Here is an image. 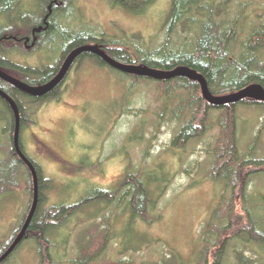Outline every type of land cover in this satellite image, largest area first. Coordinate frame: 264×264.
Listing matches in <instances>:
<instances>
[{
  "label": "rangeland",
  "instance_id": "1",
  "mask_svg": "<svg viewBox=\"0 0 264 264\" xmlns=\"http://www.w3.org/2000/svg\"><path fill=\"white\" fill-rule=\"evenodd\" d=\"M139 1L132 0V3ZM41 2L21 0L17 11L11 14L17 25L28 29L34 24L42 12ZM149 4L142 11L131 12L112 4L111 0H77V17L63 18V23L70 31L87 27L106 39L130 40L137 46L145 44L153 48L163 38L170 0H150ZM22 29L13 33H25ZM65 46L59 41H48L28 51L8 46L5 47L8 53L4 51L2 55L18 67L26 65L29 71L41 72L54 67ZM7 72L18 80L24 76L37 81L40 76L38 72L26 74L19 69ZM64 82L58 99L47 102L37 101L18 90L22 120H25L19 133L22 148L36 163L42 177L50 181V187L43 192L42 208L70 206L97 192L115 191L119 182L140 169V165L146 167L142 169L145 172L152 170L156 178H146L143 173L141 179L145 186L157 192L165 187V192L155 209L157 219L151 223L133 217L128 208L106 205L102 198L89 202L71 214L64 225L47 234L51 260L67 264L78 254L79 234L89 236L95 224H101L102 231L106 227L104 222L108 221L112 236L101 247L102 263L95 264H148L172 253L182 264L192 263L200 229L222 189L219 182L206 177L211 161L207 150L218 130H210L199 141H190L184 147H170L179 124L170 119L169 111L157 124L162 86L152 79L132 81L125 73L100 65L94 57L78 60L77 69H72ZM235 114L239 150L250 147L252 136L258 133L257 155L264 156V107L238 106ZM29 120L34 122L31 127L27 124ZM12 124L11 110L0 101L1 149L8 145L13 149ZM33 136L46 143L62 144L65 161L41 156ZM23 182L20 181L13 193L0 195V240L9 237L28 201ZM251 188L264 193V173L254 179ZM96 238L90 241L92 252L101 245ZM44 248L42 245L41 258L35 241L25 240L9 264H39L40 260L46 264L49 259Z\"/></svg>",
  "mask_w": 264,
  "mask_h": 264
},
{
  "label": "trees",
  "instance_id": "2",
  "mask_svg": "<svg viewBox=\"0 0 264 264\" xmlns=\"http://www.w3.org/2000/svg\"><path fill=\"white\" fill-rule=\"evenodd\" d=\"M19 1L21 2L0 0V15L16 11ZM111 1L112 4L131 12L142 11L150 3V0H140L138 4H133L132 0ZM163 24V38L153 48H148L145 44L143 47L137 46L130 40L124 42L116 38L106 39L87 27L70 35L59 32L60 43L67 44L63 54L75 46L93 44L124 64L160 70L185 66L203 76L212 95L229 94L256 84L264 88V0H170ZM3 33L0 28V35ZM54 42L52 38L51 43ZM87 57H94L97 63L105 65L90 53L80 55L78 60L82 61ZM55 71L56 68L43 69L41 72L31 70L29 72L40 73L37 81H31L24 76L19 80L32 86L42 84L50 80ZM126 76L132 81L148 79L131 74ZM155 81L162 86V104L157 124L163 120L166 111L171 114L170 119L179 124L170 147H184L190 141H199L210 130H218L213 144L208 145L207 154L211 161L206 177L219 182L222 189L218 201L209 211L200 229L198 248L196 247L190 264H264V193L251 188L254 179L264 173V156L257 155L258 133L252 136L253 143L250 147L242 152L239 150L235 114L238 106L263 108L264 102L243 99L232 105L212 106L202 98L196 81L183 77ZM0 89L16 102L22 120L19 91L5 82L0 84ZM51 94L53 92L34 98L40 102L43 99H58L59 93L49 96ZM0 101L8 106L1 98ZM172 104L174 105L170 107ZM10 139L12 140V135ZM0 151V195L13 193L20 186L21 180L25 181L23 184L28 192L24 211L18 214L9 237L0 240L1 253L17 234L28 213L32 199V180L25 163L10 145L6 149L0 148ZM27 159L36 170L38 202L22 242L28 239L35 241L36 251L41 254V258V246L44 245L45 257L49 259L46 264H60L52 261L49 256L46 238L49 231L64 225L71 214L95 199L102 198L106 205L128 208L133 217H139L146 223L157 219L155 209L165 187L158 192L146 187L141 179L143 173L146 178H156L152 170L143 171L146 167L142 165L140 169H135L134 173L124 177L115 191L97 192L94 196L70 206L43 209V192L46 187H50V181L42 177L32 159ZM104 224L106 227L102 231L99 230L101 224H95L91 226V233L88 230L89 236H85L83 232L79 234L76 242L78 254L67 264H95L101 260V247L112 236L108 221ZM84 238L89 240L83 242ZM95 238L100 240L101 245L97 251L92 252L90 241L93 242ZM20 244L1 264L12 261ZM43 263L40 260L39 264ZM148 264L182 263L172 253L160 261Z\"/></svg>",
  "mask_w": 264,
  "mask_h": 264
},
{
  "label": "water",
  "instance_id": "3",
  "mask_svg": "<svg viewBox=\"0 0 264 264\" xmlns=\"http://www.w3.org/2000/svg\"><path fill=\"white\" fill-rule=\"evenodd\" d=\"M38 29H36L37 31ZM84 53H90L99 58L104 64L113 69L139 77H145L152 80L162 81L175 77H183L192 81H196L199 85L202 98L212 106L232 105L243 99H251L254 101L264 102V88L259 85H249L236 92L224 95H212L207 88L206 82L202 75L185 66H177L170 70L154 69L147 66L124 64L111 58L107 53L96 45L86 44L73 49L64 59L57 73L47 82L39 85H28L11 75L0 71V79L9 83L11 86L32 97H41L55 89L63 80L69 67L73 61ZM0 98L9 106L13 116L12 146L17 156L25 163L28 168L32 180V199L28 213L17 234L11 240L10 244L4 251L0 253V264L3 263L9 255L18 247L25 237L29 222L35 211L38 202V182L36 170L33 164L23 154L19 146V128H20V112L16 102L5 92L0 89Z\"/></svg>",
  "mask_w": 264,
  "mask_h": 264
},
{
  "label": "flooded vegetation",
  "instance_id": "4",
  "mask_svg": "<svg viewBox=\"0 0 264 264\" xmlns=\"http://www.w3.org/2000/svg\"><path fill=\"white\" fill-rule=\"evenodd\" d=\"M20 2V1H19ZM18 2V5H19ZM41 7H42V12L38 16L36 22L32 24L28 29H26L22 25H17V22L15 21L16 19L11 16V14L14 13H8V14H1L0 15V28H2V32H4L2 35H0V71L8 74L7 71H16L17 69L19 70H24L25 72L29 73V67L28 66H23V67H18L17 65L12 64L7 57H4L2 54L8 53L6 52L5 47L12 48H19L23 49L25 51H28L35 46H40L44 45L48 41H51L53 38L54 41H59L61 42L59 32L66 33L70 35L71 33H77V29L74 30H69L67 26L64 25L63 20L65 18H72V17H77V0H42L41 2ZM17 9V8H16ZM17 11V10H16ZM64 18V19H63ZM19 28H23L22 30H25V33L21 34H14V30H17ZM36 29H38L36 31ZM47 29L51 31H47ZM7 32V33H6ZM56 32V35L52 36V33ZM6 33V34H5ZM5 44V46H3ZM9 44V45H8ZM77 48V46L73 47L72 49L68 50L63 54H61L60 60L58 59V62L54 65V67L50 69L56 68V71L54 75L57 73L59 68L61 67L65 57L73 50ZM12 49L9 51L13 52ZM5 51V53H4ZM77 61L78 59L76 58L71 66L69 67L66 75L64 76L63 80L61 83L53 89L51 92L53 94L58 93L60 90V87L64 85L65 77L67 74L74 68L77 69ZM7 69V70H6ZM10 75V74H8ZM53 77V76H52ZM51 77V78H52ZM50 78V79H51ZM2 79H0V84H3ZM7 83V82H5ZM9 84V83H7ZM10 85V84H9ZM11 86V85H10ZM49 92V93H51ZM53 94L49 95L52 96ZM46 97V96H45ZM40 98V97H39ZM44 98V97H43ZM38 100V99H36ZM44 101L42 102H47L43 99ZM25 120H21L20 116V126L23 125ZM24 122V123H23ZM27 122V121H26ZM29 123V127H31V123H34L33 121H28L27 124ZM69 124V123H67ZM67 133L69 130L67 129ZM19 133H20V128H19ZM36 138L38 148L41 151V156H47L50 159H55L56 161H65L63 159V150H62V144L60 143H53V142H48L46 143L43 140H40V138ZM19 146L23 154L28 157L23 148H22V143L19 139ZM44 154V155H43Z\"/></svg>",
  "mask_w": 264,
  "mask_h": 264
},
{
  "label": "bare ground",
  "instance_id": "5",
  "mask_svg": "<svg viewBox=\"0 0 264 264\" xmlns=\"http://www.w3.org/2000/svg\"><path fill=\"white\" fill-rule=\"evenodd\" d=\"M192 81V80H191ZM199 86V85H198Z\"/></svg>",
  "mask_w": 264,
  "mask_h": 264
}]
</instances>
